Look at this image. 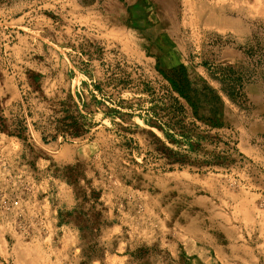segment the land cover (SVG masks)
<instances>
[{
	"label": "rangeland",
	"instance_id": "374dc122",
	"mask_svg": "<svg viewBox=\"0 0 264 264\" xmlns=\"http://www.w3.org/2000/svg\"><path fill=\"white\" fill-rule=\"evenodd\" d=\"M259 55L264 0H0V264H264Z\"/></svg>",
	"mask_w": 264,
	"mask_h": 264
},
{
	"label": "trees",
	"instance_id": "16d2710c",
	"mask_svg": "<svg viewBox=\"0 0 264 264\" xmlns=\"http://www.w3.org/2000/svg\"><path fill=\"white\" fill-rule=\"evenodd\" d=\"M256 53V52H255ZM258 53V52H257ZM264 56V55H263ZM263 56L259 55V59L254 66L252 72L249 74L248 80H253L255 77V82H260L264 84V59ZM244 68H240L239 73L241 78H232V71L229 70L231 77L226 80L217 79L222 87L221 90L230 100H235L238 97L239 92L242 90L241 81L243 76L246 74ZM173 79L169 80V86L162 87L159 92L154 91L151 88H148L144 91L146 94V103H148V111L154 117L162 120L164 124L170 126H179L181 130H185V112L186 107L182 104L185 101V104L191 108H198L199 95L197 90L193 89L192 84L188 81L185 71L181 68L180 71L174 72ZM237 82H240L237 86ZM236 88L238 93H235ZM71 126L76 127L77 122L71 124ZM25 129H14L12 132L9 131V128L6 127L5 121L0 118V132L7 133L10 135H16L21 138L22 133ZM72 136H77V134H72ZM176 163V162H172Z\"/></svg>",
	"mask_w": 264,
	"mask_h": 264
}]
</instances>
